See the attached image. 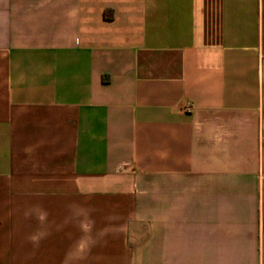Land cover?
Wrapping results in <instances>:
<instances>
[{"label":"crops","instance_id":"obj_1","mask_svg":"<svg viewBox=\"0 0 264 264\" xmlns=\"http://www.w3.org/2000/svg\"><path fill=\"white\" fill-rule=\"evenodd\" d=\"M0 264H264V0H0Z\"/></svg>","mask_w":264,"mask_h":264},{"label":"built area","instance_id":"obj_2","mask_svg":"<svg viewBox=\"0 0 264 264\" xmlns=\"http://www.w3.org/2000/svg\"><path fill=\"white\" fill-rule=\"evenodd\" d=\"M187 110H189V107L187 108Z\"/></svg>","mask_w":264,"mask_h":264}]
</instances>
